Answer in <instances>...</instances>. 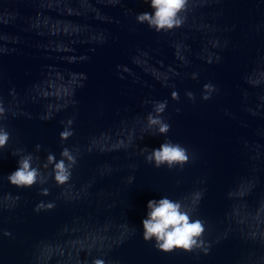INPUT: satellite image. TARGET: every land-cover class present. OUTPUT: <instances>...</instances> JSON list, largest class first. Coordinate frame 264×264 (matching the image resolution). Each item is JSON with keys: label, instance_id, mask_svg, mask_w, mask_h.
<instances>
[{"label": "clouds", "instance_id": "clouds-1", "mask_svg": "<svg viewBox=\"0 0 264 264\" xmlns=\"http://www.w3.org/2000/svg\"><path fill=\"white\" fill-rule=\"evenodd\" d=\"M187 2L188 0H150V7L153 11L138 14L137 21L139 23L146 22L150 28L155 29L157 32L178 28L183 23L180 13L186 10ZM204 87L207 92L213 90L211 85H205ZM187 95L190 99L193 98L192 93L189 92ZM172 99H179L176 92L172 93ZM203 99L207 100L209 96L205 95ZM166 106L167 101L153 102V112L149 113L146 118L147 128H156L160 135H166L170 131V125L162 118ZM3 113L4 109L0 107V117L3 116ZM67 124L69 127H66L60 133L62 141L68 140L73 135L70 130L72 121L69 120ZM9 138V133L3 127H0V149L6 146ZM36 147L39 150L40 146L37 145ZM143 151L147 152L148 150L145 148ZM14 154L20 155V150H17ZM60 155L61 159L57 161L55 155L49 153L43 167L47 169L49 165H52V175L56 184L64 185L70 180L71 170L77 161L67 148H64ZM36 159L38 160V158ZM145 159L150 164L154 163L157 168L167 165L171 169L177 165L183 167L188 163L189 155L188 150L180 144L166 140L158 148L152 149ZM33 160L31 154L20 155L17 170L7 177L11 185L27 188L32 187L37 182L41 184L47 182V176L41 173L40 168L38 166L33 167ZM41 194L48 195V189H42ZM200 198L201 193L193 194L191 205L168 197H163L158 201H148L147 216L142 221L144 241L155 240V247L164 253H170L174 250L192 252L198 248H203L206 253L208 249L204 247V242L201 239L205 231L204 222L200 219L193 220L191 216L194 211L193 205L198 203ZM53 207L52 203L45 205L41 202L37 205L36 211L50 210ZM5 235L9 234L5 233ZM94 264H104V261L97 259Z\"/></svg>", "mask_w": 264, "mask_h": 264}]
</instances>
